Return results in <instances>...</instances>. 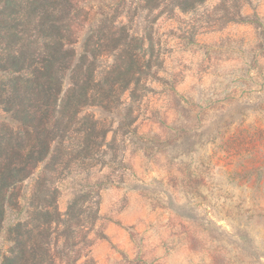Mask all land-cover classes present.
Segmentation results:
<instances>
[{
	"label": "rangeland",
	"instance_id": "obj_1",
	"mask_svg": "<svg viewBox=\"0 0 264 264\" xmlns=\"http://www.w3.org/2000/svg\"><path fill=\"white\" fill-rule=\"evenodd\" d=\"M78 7V52L113 15L134 37L153 38L144 49L154 66L137 102L129 91L113 111L82 110L106 131L102 154L91 166L40 164L5 229L28 218L44 186L57 191L60 216L80 197L78 227L47 228L55 264H264V0H206L188 13L141 0ZM107 48L102 60L112 62ZM70 87L67 78L64 95ZM0 124L19 127L2 107ZM0 247H10L5 232Z\"/></svg>",
	"mask_w": 264,
	"mask_h": 264
},
{
	"label": "trees",
	"instance_id": "obj_2",
	"mask_svg": "<svg viewBox=\"0 0 264 264\" xmlns=\"http://www.w3.org/2000/svg\"><path fill=\"white\" fill-rule=\"evenodd\" d=\"M68 2H72V14L65 15ZM78 2L0 0V74H5L0 77V107L19 124L18 128L0 124V237L5 232L10 243L5 251L0 247V264H55L47 228L53 224L78 227L80 197L60 216L54 205L57 191L54 196L47 187L43 191L44 186H36L26 220L6 230L7 214H21L23 184L40 164L48 161V165L54 159L67 167L77 161L83 166L94 165L90 160L102 154L107 134L96 120L81 118L82 110L96 106L113 111L129 91L132 102H137L141 77L154 66L145 61L144 49L145 42L153 38L134 37L120 17L113 15H104L100 24L106 22L109 28L100 25L91 29L78 52L74 37L84 22ZM141 2L152 10L163 6L188 13L206 0ZM66 23L68 29H62ZM104 32L107 35L102 38ZM104 43L109 45L106 57L112 62L102 60ZM67 78L71 87L64 95ZM43 197L45 202L51 198L53 205L34 204ZM79 257L75 256L76 263Z\"/></svg>",
	"mask_w": 264,
	"mask_h": 264
}]
</instances>
